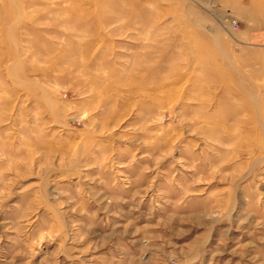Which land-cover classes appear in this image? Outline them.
Returning a JSON list of instances; mask_svg holds the SVG:
<instances>
[{
	"label": "rangeland",
	"instance_id": "rangeland-1",
	"mask_svg": "<svg viewBox=\"0 0 264 264\" xmlns=\"http://www.w3.org/2000/svg\"><path fill=\"white\" fill-rule=\"evenodd\" d=\"M0 264H264V0H0Z\"/></svg>",
	"mask_w": 264,
	"mask_h": 264
},
{
	"label": "built area",
	"instance_id": "built-area-1",
	"mask_svg": "<svg viewBox=\"0 0 264 264\" xmlns=\"http://www.w3.org/2000/svg\"><path fill=\"white\" fill-rule=\"evenodd\" d=\"M234 24V23H233Z\"/></svg>",
	"mask_w": 264,
	"mask_h": 264
}]
</instances>
